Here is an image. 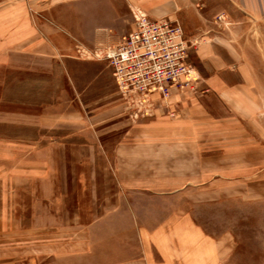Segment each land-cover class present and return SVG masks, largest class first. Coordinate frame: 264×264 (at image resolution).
<instances>
[{"label":"crops","instance_id":"crops-1","mask_svg":"<svg viewBox=\"0 0 264 264\" xmlns=\"http://www.w3.org/2000/svg\"><path fill=\"white\" fill-rule=\"evenodd\" d=\"M82 1L88 0H0V69L23 72L16 92L0 76V103L16 96L15 110L0 108V264H20L24 256L31 264H231L227 238L195 219L188 194L210 192L211 176L228 178L233 170L247 176V147L233 148L227 140L235 123L255 120L254 159L263 157L262 109L247 83L253 76L241 68L245 57L226 34L245 27L243 14L263 16L264 0H226L216 7L215 0H124L132 11L181 24L201 82L192 90L173 88L155 117L134 123L116 90H99L94 99L77 91L96 122L111 121L112 131L125 127L109 141H80L96 147H85L86 153L79 147L78 154L71 153L75 132L65 116L82 115L67 92L73 80L67 62L76 47L56 9ZM57 81L63 84L56 90ZM45 90L64 94L63 104L48 103L41 115ZM57 113L63 120H55ZM9 123L57 128L53 137L62 140L51 136L39 149L38 133L10 137L1 131ZM72 161L85 167L71 169ZM211 161L225 164L214 171ZM75 194L79 202L72 207ZM25 239L36 243L23 246Z\"/></svg>","mask_w":264,"mask_h":264},{"label":"rangeland","instance_id":"rangeland-1","mask_svg":"<svg viewBox=\"0 0 264 264\" xmlns=\"http://www.w3.org/2000/svg\"><path fill=\"white\" fill-rule=\"evenodd\" d=\"M227 5L226 0H215L213 2L216 7L219 4ZM230 8V6H229ZM231 11L234 12V5L231 4ZM56 20L69 29L72 35V40L75 44V52L72 57H69V69L73 76L72 81H68L67 92L71 90L70 96L77 99V104L82 106L79 102L77 91H87L88 99H94L95 93L99 90L110 91L116 90L117 87L112 75V69L107 60L104 58L108 48L116 46L133 28V11L124 0H88L85 2H72L71 5L57 7ZM234 17L235 16L233 15ZM220 17L216 19L219 20ZM242 21L245 23L244 28L239 31H230L226 35L228 38L236 42L240 46L243 64L241 68L252 74L249 76V86L253 88L259 99L262 113L261 128H263V157L255 160L257 157L255 153V120L244 121L240 126L232 127L228 130L227 140L230 142L229 146L233 148L247 147L248 161H247V176H235V171L231 172V177L214 178L211 176V191L189 193L188 200L193 203L192 210L195 219L201 223L212 235L217 237L227 238L232 247L231 264H264V14L259 18L250 17L249 15H241ZM189 40L188 37H186ZM190 41V40H189ZM191 47L193 42L190 41ZM103 50L100 56L97 52ZM192 64V63H191ZM195 71L198 73L194 64H192ZM60 66H62L60 64ZM58 68L57 71H60ZM23 72L17 69H0V76H7L8 82L11 83L13 92H16L19 82L17 77L21 76ZM99 76V77H97ZM97 77V78H96ZM201 82L199 77L198 83L184 87L182 90L196 89ZM63 82H56V90L61 87ZM180 90V89H179ZM67 94V93H66ZM62 94L60 97H52L48 95V91H44L39 98L41 106V115L46 105L49 104H63ZM91 97V98H90ZM120 98V96H119ZM7 101L0 103V108H7L15 110L13 105L16 102L15 93L7 98H2ZM31 100L26 98V100ZM59 100V101H58ZM1 102V101H0ZM89 103V102H87ZM122 112L127 113L125 116L130 123L142 121L144 119L135 118L131 111L126 110V103L121 100ZM82 115L80 112H73L70 114H55L54 117L57 122L63 120L64 115L71 119L69 125L72 126L74 134L71 138L73 143L72 152L79 154V147H82V153L94 152V144L80 145V141L94 142L97 136L103 140H110L111 136H122L125 127H119L112 131L110 129L111 121L104 124L96 122V114L91 112L90 107L82 106ZM260 111V110H259ZM31 113V112H29ZM59 119V120H58ZM27 126V125H26ZM24 127L9 123L2 132L6 131L10 137H32L39 134V149L46 147L49 137H53L52 132L59 129L47 130L44 127H39L37 130H31V127ZM63 134V130H61ZM113 133V134H112ZM60 134V133H59ZM77 134V135H76ZM83 134V136H80ZM221 135L219 132L213 136ZM80 137V138H79ZM55 141H61L59 137H53ZM87 139V140H86ZM51 140V139H50ZM214 146V145H213ZM211 146V147H213ZM110 148V146H107ZM57 152L63 149L56 150ZM75 155V154H74ZM259 157V156H258ZM252 158V159H251ZM108 164L109 162L106 161ZM237 161H232V164H238ZM220 164H225L224 161H211V170L216 171ZM243 164V163H242ZM227 165V164H226ZM63 167V166H62ZM71 169L84 168L82 162L72 161ZM213 172V171H211ZM74 179V178H73ZM75 201H72V207L78 204V194H75ZM24 245L30 246L31 240L25 239L21 242ZM20 264H31L29 256H24Z\"/></svg>","mask_w":264,"mask_h":264},{"label":"built area","instance_id":"built-area-1","mask_svg":"<svg viewBox=\"0 0 264 264\" xmlns=\"http://www.w3.org/2000/svg\"><path fill=\"white\" fill-rule=\"evenodd\" d=\"M133 18L132 30L104 58L126 110L148 119L156 116L159 102H166L173 88H194L200 76L189 61L191 43L179 22L154 20L138 9Z\"/></svg>","mask_w":264,"mask_h":264}]
</instances>
